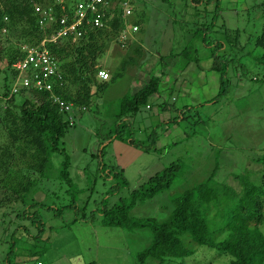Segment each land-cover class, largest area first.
Segmentation results:
<instances>
[{"label": "rangeland", "instance_id": "rangeland-1", "mask_svg": "<svg viewBox=\"0 0 264 264\" xmlns=\"http://www.w3.org/2000/svg\"><path fill=\"white\" fill-rule=\"evenodd\" d=\"M206 2L194 7L191 0H139L135 14L130 18L132 22L140 21L138 31L133 35L138 43L124 48L118 43L108 46L99 65L109 73L107 86L102 91L93 90L90 107L81 115L74 116V124L61 143L70 158L71 179L84 191L78 197L80 206L86 203L88 196H91L90 200L100 199L103 191L113 182L100 173L96 157L101 147L99 143L116 128L121 98L127 92L138 90L151 77H160L164 81L157 94L150 98L154 103L152 110H141L121 121L130 125L139 144H144L148 135L156 132L160 138L156 144L159 151L144 153L124 144L131 150L125 149L123 155L136 156L140 151L144 156L131 168L123 169V173L133 190L172 162L180 164L181 168L169 190L137 205L131 211L133 217L165 219L172 209V198L203 182L215 167L217 174L214 180L217 183L228 185L233 182L232 175L241 174H251L254 181H259L260 171L255 159L264 154V65L256 61L262 51L254 46V41L262 29L258 9L264 0H223V7L211 28L204 25L212 23L215 4ZM205 8H208L209 14L201 18ZM226 31H238L239 44L244 49L224 51L232 60L228 71L229 92L217 103H206L219 90L218 74L208 70L212 62L211 54L216 50L215 43L223 40V32ZM204 34L208 39L203 41L211 43L210 46L203 47L200 39ZM195 36L196 39H193ZM139 45L142 52L137 54L133 48L139 49ZM3 48H6V43L0 39V50L3 51ZM195 57L197 61H194ZM124 59L132 66L128 65L121 76L112 80V75ZM5 66L3 60L0 70ZM2 78L0 72V83ZM17 101H20L19 97ZM161 102L169 106L165 113L157 105ZM185 107L192 109L184 110L180 116L179 112ZM173 120L178 123H173ZM5 138L0 130V144ZM104 141V144L108 142ZM105 146L107 155L104 163L115 165L111 144ZM60 164L61 157L55 154L51 160V178L58 174ZM27 178L39 180V175L25 173L19 181L26 182ZM45 187L49 196L46 197L44 191H37L33 197L36 201H43L52 209L68 204L65 187H59L56 181H50ZM6 195L4 190H0L1 202L6 201ZM114 199L110 198L109 203L112 204ZM95 207L91 203L88 209ZM22 208L21 202L14 198L0 208V264L4 262L8 247V232H4V227ZM38 212L45 223V232L37 247L43 248V241L49 238V249L43 255H40L41 251L37 252L36 259L19 257L15 259L17 264H87L92 261L98 264H137V253L152 241L148 229L126 232L97 226V223L87 226L71 224L74 216L71 210L65 211L62 218L54 217L53 210L39 209ZM5 213L9 215L4 216ZM22 223L26 228L28 225L29 235H35L31 229L36 228L32 227L28 218ZM65 224H68L67 227ZM261 228L264 231V226ZM29 247L30 243L23 235L16 253L26 254L24 251ZM171 259H166L164 264H228L230 260L228 256L218 255L206 247H198L190 257Z\"/></svg>", "mask_w": 264, "mask_h": 264}, {"label": "trees", "instance_id": "trees-1", "mask_svg": "<svg viewBox=\"0 0 264 264\" xmlns=\"http://www.w3.org/2000/svg\"><path fill=\"white\" fill-rule=\"evenodd\" d=\"M191 2L196 6L201 2L205 3L202 0H191ZM208 2L215 4L213 21L204 27L211 28L221 8V0H207L206 3ZM35 5L51 6L52 0H0V39L6 43V48L0 50V63L3 60L6 62L5 68L0 70L3 74L0 97H8L3 110L0 111V130L6 136L0 144V190H4L7 194L6 201H0V208L11 198L19 200L24 207L21 211H16L15 218L10 219L4 227V232H8L6 235L8 247L2 264H17L15 259L19 257L36 259L37 252L41 251L40 255L47 252L49 238L43 241L45 245L43 248L37 247V242L41 241L45 232V223L40 217L39 209L53 210V216L56 218H62L65 211L71 210L74 213L71 224L80 223L87 226L97 223V226L118 228L126 232L148 229L152 234V241L147 248L137 253V264L153 262L164 264L166 259H184L192 256L198 247H206L218 255L228 256L230 258L228 264H264V231L261 228L264 226V154L255 159V163L259 166L257 170L260 171L258 182L254 181L251 174H241L232 175L233 182H229L228 185L217 183L214 180L217 174L215 167L203 182L172 198V209L165 219L136 218L131 215V211L137 205L169 190L177 179V172L180 171L181 166L172 162L163 171L155 173L131 190L123 170L116 164L104 163L103 159L107 155L105 144L117 140L144 153L159 151L156 146L158 140L156 132L149 134L144 144H139L133 137L134 133L130 125L121 120L133 117L141 110H152L154 103L150 98L157 94L161 82H164L160 77H151L138 90L127 92L121 98L116 128L101 139L99 143L101 147L96 155L100 173L105 179L110 178L113 182L103 191L100 199L90 200L91 196H88L83 206L78 204V197L84 191L80 190L71 179L70 158L61 143L74 124V116L81 115L90 107L93 90L102 91L107 86L108 80L99 82L96 75L101 69L100 61L108 46L116 43L121 21L115 15L108 23L109 29L90 30L86 38L74 43L65 38L56 43H47L46 48L57 61L58 73L61 77L53 83V93L30 89L9 97L10 85L15 76L12 65L23 56L21 46H36L43 39L54 34L58 28L56 23L41 28L34 13ZM54 10L59 16L61 10L57 7ZM208 14V8H205L200 17L204 18ZM258 14L262 19V29L254 41V46L262 51L256 61L264 65V3L259 6ZM132 23L138 26L140 21ZM223 37V40L214 42L217 44L216 50L211 54L212 62L208 70L218 74L219 90L217 95L206 103H217L229 92L228 71L232 60L224 51L244 49L239 44L238 31L223 32ZM193 39H196V36ZM205 39H208L206 34L200 39L204 43L203 47L210 46L211 43L203 41ZM134 43L138 42L130 40L125 47ZM140 47L139 45V49L133 48L135 53L142 52ZM219 51L223 53L220 54ZM222 57L226 59L223 60ZM194 61H197L196 57ZM128 65L132 66L125 59L122 60L111 79L121 76V72ZM164 75L166 76V73ZM52 94L64 104L72 105V116L60 111L59 106L52 99ZM17 97L20 101H17ZM157 105L161 111L169 108L166 102ZM187 109L192 108L185 107L179 112L180 116ZM173 123L176 124L178 121L173 120ZM104 140L108 142L104 144ZM55 154L61 157V164L56 177L51 178V160ZM25 173L38 174L39 180L27 178L26 182L19 181ZM50 181H56L59 187H65L69 197L68 204L52 209L43 201H36L33 198L37 191H44L45 196H49L45 184ZM110 198H115L112 204L109 203ZM91 203L96 207L89 210L88 206ZM8 215L9 213L4 214V216ZM27 218L32 227L36 228V230L31 229L35 235H29L28 225L26 228L22 223ZM16 223L17 225H14ZM67 225L65 224V227ZM23 235L27 237L30 247L25 249L26 254L23 252L19 254L16 250L20 247ZM87 264L98 263L92 261Z\"/></svg>", "mask_w": 264, "mask_h": 264}, {"label": "built area", "instance_id": "built-area-1", "mask_svg": "<svg viewBox=\"0 0 264 264\" xmlns=\"http://www.w3.org/2000/svg\"><path fill=\"white\" fill-rule=\"evenodd\" d=\"M138 1L52 0L51 6L35 5L34 13L38 17L39 26L50 27L56 23L58 28L54 34L46 37L36 46H21L23 56L12 65L15 76L12 78L9 97L30 89L53 93V83L61 77L58 73L57 61L46 48L47 43H56L62 38L69 39L73 43L77 42L86 38L90 30L109 29V21L117 15L121 21V28L116 43L120 47H125L128 41L134 39L133 35L138 31V26L132 24L130 20L135 14ZM55 7L61 10L59 16L55 13ZM96 76L102 81L109 79L108 72L103 69L98 70ZM52 95L60 111L72 113V105H66L54 94ZM7 98L0 97V111L3 110Z\"/></svg>", "mask_w": 264, "mask_h": 264}, {"label": "crops", "instance_id": "crops-1", "mask_svg": "<svg viewBox=\"0 0 264 264\" xmlns=\"http://www.w3.org/2000/svg\"><path fill=\"white\" fill-rule=\"evenodd\" d=\"M202 1H206V0H202ZM222 2H223V0H221V5H220L221 7H223V3ZM198 5L196 6V5L193 4L194 7H198ZM160 110H161V108H160ZM166 110H168V108ZM166 110L162 111V112L165 113ZM168 120H170V119H167V121ZM158 141H160V138H158L157 142ZM124 144L125 143H123L121 141H117V140H113L111 142V149L115 153L114 160L116 162V165L118 167H120L122 170L131 168V166L133 164H135L139 159L143 158V156H144V153H142L140 151H139V153L136 156H134V155H123V151L125 149H130V148L126 147ZM78 254H80V253H78ZM78 254H76V255H78Z\"/></svg>", "mask_w": 264, "mask_h": 264}, {"label": "clouds", "instance_id": "clouds-1", "mask_svg": "<svg viewBox=\"0 0 264 264\" xmlns=\"http://www.w3.org/2000/svg\"><path fill=\"white\" fill-rule=\"evenodd\" d=\"M132 23V22H131ZM133 24V23H132ZM124 48V47H123ZM101 68V67H100ZM102 69V68H101ZM104 70V69H103ZM106 71V70H105ZM109 74V73H108ZM109 78H110V76H109ZM100 80V79H99ZM109 80V79H108ZM100 81H102V80H100ZM107 81V80H106Z\"/></svg>", "mask_w": 264, "mask_h": 264}]
</instances>
